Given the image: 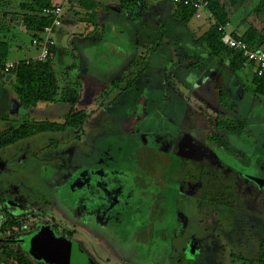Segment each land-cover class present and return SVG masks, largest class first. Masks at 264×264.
Returning a JSON list of instances; mask_svg holds the SVG:
<instances>
[{"label":"rangeland","instance_id":"rangeland-1","mask_svg":"<svg viewBox=\"0 0 264 264\" xmlns=\"http://www.w3.org/2000/svg\"><path fill=\"white\" fill-rule=\"evenodd\" d=\"M2 1L3 0H0V20L2 19L1 10H6L8 13L13 11L16 12L18 11L16 7L24 0H5L1 3ZM8 19H11L10 15L7 16L6 21ZM109 27L110 26H106L105 32H108L107 34L112 38L117 36V33L107 29ZM115 27L124 28L122 25H116ZM153 27L156 28L154 32H145L146 29L143 28L141 35L138 36L140 37L137 39V41L140 42L138 54L147 53L145 49L150 48L152 45H159L160 50H165V47L169 45L167 43H170L169 36L172 37V32H170V30L173 27H171L169 23L163 25V27L162 25ZM77 28L80 29L81 26H77ZM81 29H83V27ZM126 33L129 34V31L127 30ZM130 35L131 34H129V36ZM21 37L20 43L22 48L21 50L10 48L12 50L10 53V60L17 55L22 56L28 49L34 50L30 49L29 36L23 34ZM110 37H108V39H110ZM184 38V45L188 44V38L186 36H184ZM135 41L136 39L132 43V41L129 40L126 42V45L124 43L128 51L131 52L135 49ZM107 45L109 46V44ZM107 45L105 46L103 43L98 47L97 52L99 56L105 55ZM61 46L67 49L69 43L65 40V42H62ZM142 46L145 48H142ZM71 47L72 49L76 48V44L73 43ZM60 48L61 47L57 44L58 51L52 62L55 69L58 95L52 104L37 105V109H41L42 115L36 116L35 119L43 120V122L63 123L64 113H66V110L70 107V105H67L65 102L67 96L76 99V96L81 93L82 99L79 100L82 103H78L79 101H77L75 108L86 111L89 120L79 132L76 130H66L62 133L42 134L23 139L11 147L0 149V173L3 171L1 166L9 167V164L6 162V160H9V157L14 159L18 157V155H20V157L26 155V160L29 162L27 169H23V167L20 166L14 169V167L11 168L10 166L9 169L16 174V176H12L11 180L9 179L11 182L1 173L0 201L3 199L5 207L10 205L9 202L5 203V199L10 197V195L8 196L6 194H9L11 188H13L11 195H18V190L20 189L23 190L22 194L26 195V200L40 204L48 203V206L50 205L51 207V195L54 190L47 187L44 183V178L47 174L50 175L52 173L53 169H50L51 166H55L56 168L54 169L64 168L65 160L68 156L65 152L70 148V150L79 148L81 152L87 153L89 151L88 145L91 139L95 138V136H89L96 130L98 133L101 131L100 129L103 131L110 128V131L114 132L112 135L115 137H120L122 130H124L126 135L134 141V144L139 145L140 155L148 156L151 165L153 164V166L158 169V172L169 171L167 169V163L170 162L168 156L170 154L163 153L165 151L161 150L163 147V133H166L165 147L168 148L172 146L174 148L175 145L176 151L178 152L176 156L179 155V157L184 159L188 158L196 160L197 162H201L205 157V154H203L205 143L199 140L198 137L201 139L205 138L204 128L206 126L204 123L198 122L195 124V131L177 133L179 130L178 126L186 128L183 124L186 119L183 114L179 113L180 108L178 106V101L176 100V103H174V96L171 90H165V92H161L160 94L155 91V93L149 91L148 95L150 96L146 98L147 100L144 98L146 89L142 87V82L145 83V75H142L141 69H139L142 58L138 59L133 64V74L135 75V73H137L139 77V81L134 85H138V88L134 89L131 87L126 95L121 96V99L116 100L114 103H108L113 89L106 84L108 79L103 76L105 75L103 73H109L110 69L100 63L101 59H99V56L95 60L93 59L92 62L95 69L102 73V77L97 78V80L101 82L98 84L100 89L94 87V82L91 83L90 87L88 85L87 80H90V77L92 80V77H94L93 74H89L90 77H88L80 72L81 69L77 72L76 67L80 68V63L77 59H73L69 56L66 57L68 54H65L64 66H60L62 65L61 60L63 59L58 54ZM191 49V47H188V51H191ZM36 54H38L37 51ZM133 54L136 55L134 50L131 52L132 56L128 55L125 57L128 62L131 61L133 57L135 58ZM177 54L178 50L172 53V58L175 59V62L176 60H181L180 53L179 56H177ZM145 57L144 55L143 59H145ZM152 60H149V69L154 72L155 68L153 67L154 63H152ZM111 62L114 64L119 63L116 58H111ZM171 72L178 71L171 69ZM241 75L244 76L242 81H245V84L248 86L247 91L250 96L253 97L252 100L254 102L258 101L259 106H255L257 111L256 114L252 115V117H250V114L246 116L244 122L247 124V128L242 133H235L233 130L225 133H230L231 139L239 136V138L246 142L245 144H248L251 150L249 149L246 151L247 157H242L244 155L241 154L240 151L246 149L242 144L237 146L236 149L239 150L238 155L242 158L240 164L239 161L237 163L233 158H227V155L232 156V154H228L229 152L227 153V150H222L226 156L220 162L224 165L215 161L213 163V165H217L215 169H196L194 173L197 172L200 176H202L204 172L207 174H211L212 172L224 173L225 177L224 175H219V178L215 179L214 183L212 179L210 184L213 183L214 186L210 185V188L203 189L202 187H194L192 188V194L187 193L186 196H184L185 194L178 195V198L177 195L176 198L175 195H173L175 199L174 205L180 207L185 221L183 219L181 220L182 222H174V226L171 228L170 232L168 231L169 234L166 236V240L172 241L169 247L165 242H162V240L161 242H157L158 246L161 245V249L166 251V253L168 249H170L168 252L170 253V259H168L169 264H264V98L253 95L250 84L247 82L248 79L245 77V73L243 72L242 74L241 72ZM184 76L186 77L187 74L184 73ZM106 77H108V75H106ZM187 77L189 81H191L194 75L190 74ZM209 77L210 79L207 80L206 83L201 84V89H195L197 95L201 96L200 99L202 101L193 95L195 94V90H191L184 84H182V86H179V84L176 85L178 89L175 91L174 95L180 98L182 97L180 102L181 108L185 103L191 102L195 106L206 110L211 117L212 115L213 117H218L216 110H213L217 109L219 105L216 102L217 92L213 81L216 79L221 82L223 78L222 76L214 74ZM171 81L172 80L169 81V84ZM125 85L126 83L124 81V83L121 84V88ZM79 87L83 88L82 91H80ZM136 92L141 93V96H135ZM151 92L154 93L152 98ZM209 92L212 94L210 95ZM131 93L134 96H132ZM162 95H165V98H159V96ZM125 96H127V98ZM71 97L68 98V101L73 100ZM125 99H127L128 102H124ZM238 100L239 99L234 100L236 105L239 102ZM58 101H62V103ZM168 102H173V107L171 104H168ZM238 106H240V109L243 108L242 104ZM145 115H147L146 121L144 119ZM155 116L159 119L155 120ZM259 116H262L261 121L256 118ZM163 117L166 119L164 120ZM151 118H153L152 124ZM229 118L230 121L225 122H227L226 124L228 125L231 123L233 126H237L238 122H241V119H243L239 113L236 114L235 120L234 117ZM259 122V125L254 126V124ZM171 125L177 126L176 137L181 135V138L177 140L174 139V141L173 138L167 139L169 136L172 137V131L175 128H170ZM147 128L154 131L151 136L144 135V130ZM217 136L224 141L228 140V137L221 134L220 131L217 132ZM65 138L67 140H65ZM151 142L154 148L149 147ZM223 153L219 152L217 156L222 157L224 155ZM213 160H216L214 156ZM30 166H32V170ZM229 172L233 173L234 180L233 187L231 186L232 188H228L230 193H227L225 186L227 184L229 186V181L226 174ZM158 176L157 174L153 177L157 179ZM18 180H21V185L19 183L15 184ZM223 180L224 184L222 183ZM196 181H198V179H196ZM211 188H213V190ZM223 188L225 189L222 190L220 194H217L218 191ZM11 206L14 208L17 207L15 204ZM51 208L52 210L48 212V214H51L53 224L62 227L61 221L63 220V214L60 210H56L54 207ZM16 210L18 211V208H16ZM10 215L6 213L7 217H10ZM152 220L153 219H151V221ZM155 222L157 221L155 220ZM48 228L53 229L50 226ZM34 235L35 234L29 236L30 238L22 239L19 241L20 244L16 243L14 247H10V250L22 253L34 264H39L38 262L40 261L35 260L32 254L33 252L36 254L39 252L36 244L43 235L41 234L39 238H33L35 237ZM102 255L103 257L106 256V254ZM150 259L151 261L157 259L152 262L155 264H162L163 262L162 260L158 261L160 258L156 256ZM99 260L102 261L103 258L101 257ZM111 262L115 264L113 260H111Z\"/></svg>","mask_w":264,"mask_h":264},{"label":"flooded vegetation","instance_id":"flooded-vegetation-1","mask_svg":"<svg viewBox=\"0 0 264 264\" xmlns=\"http://www.w3.org/2000/svg\"><path fill=\"white\" fill-rule=\"evenodd\" d=\"M184 118L186 120L183 124L186 128L180 126L177 131L178 134L192 132L187 127L190 128V126L197 124L193 119L190 120L186 116ZM220 123L222 124V122ZM227 126H231V124L224 125V128ZM214 127L216 137L211 135L201 139L197 136L199 140L205 143L203 149L205 157L201 162L176 156L178 153L176 148H172V146L166 148L164 144L166 134L162 135L163 147L161 150L165 151L163 153L170 154H167L170 158V162L167 163L168 172H158V169L153 164L151 165L148 156L140 155L139 145H135L124 130H122L120 137L112 135L114 132L108 128L103 131L100 129L101 131L98 133L97 130H93V134L91 133L89 137L95 136V138L91 139L87 153L81 152L79 148L72 150L70 148L65 152L68 155L65 160V167L54 169L56 167L51 166L52 173L50 175L46 173L47 176L44 178L46 186L54 190L51 195V207L60 210L63 214L62 227L53 224L51 214H48L52 208L50 205L48 206V203L30 202L26 200V195L22 194L23 190L20 189L18 195H11L13 190L11 188L9 194H6L10 197L5 199V203L9 202L10 205L5 207L3 199L0 201L2 208L0 209V247H14L16 243L20 244L19 241L22 239L50 226L53 228L50 230L56 237H60L71 244L70 264H113L111 260L115 264H155L149 263L150 258L154 256L160 258L158 261L162 260V264H169L170 253L168 252L170 249L166 253L161 249V245L158 246L157 242L162 240L169 247L172 241L166 240V236L174 226V222H182L183 219L185 221L180 207L174 205L173 195L175 198L177 195L178 198V195L192 194L194 187L205 189L210 188V185L214 186V180L224 173L212 172L207 174L204 172L200 176L199 173H194V170L215 169L217 167L216 164L213 165L215 161L224 165L220 162L226 156L222 150H227L228 154H232V156L227 155V158H233L237 163L239 161V164L242 160L238 155L239 150L236 149L242 144L241 138L237 135V138L231 139V134L225 133L229 132L228 129H221L217 125ZM144 131V135L151 136L149 130ZM218 131L228 137V140L224 141L218 137ZM170 138H173L174 141V139L181 138V135L176 137V131L173 130L172 137H167L168 140ZM65 140L67 139L65 138ZM209 140H220V143L215 145ZM224 144L228 145L224 146ZM152 146L151 142L149 147L154 148ZM219 152L224 155L218 157L217 153ZM240 152L243 154L242 151ZM213 156L216 160H213ZM12 159L9 157V160H6L9 167L1 166L3 168L1 173L8 180H11L12 176H16L9 169L10 166L14 169L18 166L27 169L29 163L26 160V155L23 157L18 155ZM30 167L32 170V166ZM157 174L159 176L155 179L153 176ZM226 175L229 186L227 184L225 188L227 193H230L228 188L233 187L234 177L232 172ZM212 179L213 183L210 184ZM10 180L9 182H11ZM18 183L21 185V180L15 184ZM222 183L224 184V180ZM225 188L220 189L217 194H220ZM211 189L213 190V188ZM85 190L95 191V193L92 192L94 200L92 201L94 202V209L91 216L93 229L84 222L81 209L72 208L78 197L77 194ZM64 193H69V195ZM96 193H99L101 202L96 200L97 197L94 196L97 195ZM85 196L90 199L88 194ZM64 198L65 205L63 204ZM14 204L17 205L18 211L11 206ZM78 206L77 204L76 208ZM6 213L11 214L10 217H7ZM151 219L153 220L151 221ZM9 222L20 224L21 232L18 235L8 236L4 232L6 229H3L2 225L5 226ZM64 247L66 250L67 245ZM102 254H106V256L103 257ZM101 257L103 258L102 261L99 260ZM76 258H81V260ZM38 263L42 264L41 262Z\"/></svg>","mask_w":264,"mask_h":264},{"label":"crops","instance_id":"crops-1","mask_svg":"<svg viewBox=\"0 0 264 264\" xmlns=\"http://www.w3.org/2000/svg\"><path fill=\"white\" fill-rule=\"evenodd\" d=\"M221 1H223V3L226 2V0ZM87 2L88 6L85 4L78 5L74 0H72L70 4L64 5L62 12V26L59 29L54 30L52 34V38L55 42V50L51 60L53 62L57 54L58 44V46L61 47L58 54L63 58L61 60L62 65L60 66H64L65 54H68L66 57L69 56L73 59H77L80 63V68L76 67L77 72L81 69L80 72L88 77H90L89 74H93L94 77H92V80L91 77V81L87 80L88 85L90 87L91 83L94 82V87L100 89L98 84L101 82L97 80V78L102 77V73L95 69L92 60H95L99 56L97 52L98 47L103 43L105 46L109 44V46L107 45L106 47L105 55L99 56V59H101L100 63L110 69L109 73H103L105 74L103 76L108 79L106 84L113 89L108 103H114L116 100L121 99V96L126 95L131 87L134 89L138 88V85H134L139 81V77L137 73H135V75L133 74V64L135 61L142 58L139 69H141V74L145 75V83L142 82V87L146 89V92L144 93L145 99L150 96L148 95L149 91H155L160 94L161 92H165V90H171L174 96V103H176V100L178 101L180 114H183L186 117L190 113L191 115H196V108L197 110H202L208 114L206 110L195 106L191 102L185 103L184 105L182 104L183 106L181 108L180 102L182 97H177L174 93L178 89V87L176 88L177 84H179V86L184 84L191 90L201 89V84L206 83L207 80L210 79L209 76L214 74L222 76L223 80L220 82L214 79L213 81L217 92L216 102L219 105L217 106V109H213L216 110L218 117H213L212 115L211 118L222 122L223 126H221V129H225L224 125L230 121L229 117H234L238 114L240 109V106L238 105L242 104V107L248 105L246 116L250 114V117H252V115L256 114L257 111L255 106H259V103L258 101L254 102L252 100L253 97H251L247 91L248 86H245V81H242L244 76L241 75V72L235 74L231 73L228 58L223 56L221 61L213 58L206 45L201 42L202 36L208 31L211 25V20H209L206 14H203L200 19L192 17L187 22H182L176 17V6L165 0H87ZM52 3L54 4L56 1ZM90 3L93 5V8H90ZM128 6L131 10L135 11L132 19L127 18ZM5 19H7V17ZM5 19L4 21L1 19L0 22L3 21L5 25L8 26L7 32L3 34L0 33V41H5L8 44L9 50L6 59L13 63L24 60H35L38 56L36 51L38 53L39 51L37 47L32 46L31 44V34L23 29L20 22L11 23L10 19L7 21ZM167 23L173 28L170 30V32H172V37L169 36L170 43H167L169 45L165 47L166 51L160 50L159 45H152L150 48L145 49V52L147 53L138 54L137 52L140 42H138L137 39L140 38L138 36L141 35L143 28L146 29L145 32H154L156 28L153 26L158 27L162 25L163 27V25ZM116 25H122L124 28L115 27ZM77 26H81L83 29H78ZM106 26H110L107 29L117 33V36L113 38L110 37L107 34L108 32H105ZM127 30L129 31V34H131L130 36L126 33ZM250 30L254 32L255 39L252 43L248 44L249 47L254 50L264 51V0H242L237 6L229 10V23L226 26V31L228 33L241 38ZM23 34L29 36L30 49L34 50L32 51L28 49L22 56L17 55L10 60V53L12 51L10 48L21 50L22 47L20 41L22 38L21 35ZM184 36L188 38V44L185 45L183 43V40H185ZM108 37H110V39H108ZM135 39L136 41L134 45L136 47L135 49H132L135 51L136 55L133 54L135 58L133 57L132 60L128 62L125 57L131 55L133 50L131 49V52L128 51L125 45L129 40L133 43ZM65 40L69 43L67 49L61 46L62 42H65ZM73 43L76 44V48L74 49L71 47ZM188 47L192 48L191 51H188ZM142 48L145 47L142 46ZM177 50V56H179L180 53L181 60H176L175 62V59L172 58V53H175ZM144 55L146 56L145 59H143ZM111 58H116L119 63H112ZM149 60H152V63H154V72L149 69ZM171 69H175V71L178 72H171ZM52 70L55 73L53 65ZM243 72L248 79L250 77L249 70L245 69L242 71V74ZM184 73L187 74V76L192 74L194 77L189 81L188 77L184 76ZM106 75H108V77H106ZM10 80H12L10 77L4 79L0 77V134L5 133L10 128L16 127V125L21 124L22 122L31 120L43 121L35 119L36 116L42 115L41 109L39 110L36 107L34 109L25 110L18 106L17 96L13 91L12 82H10ZM170 80L172 81L169 84ZM124 81L126 85L121 88V84H123ZM247 82L249 81L247 80ZM82 89L83 88H80V91H82ZM153 92H151V98L154 96L153 94L155 92ZM196 92L197 91L195 90V94L193 95H195L197 99H200L201 96L197 95ZM209 94L211 95L212 93L209 92ZM131 95L134 96L132 93ZM135 96H141V93L136 92ZM70 97L71 96H67L66 101L68 104L71 102L68 101V98ZM125 97L127 98V96ZM159 98L163 99L165 98V95L159 96ZM72 99V102L75 105L77 104V101H79L78 103H82L80 101L82 99L81 93L76 96V99ZM235 99H239L237 105L234 101ZM125 101L128 102L127 99H125L124 102ZM174 103L168 102L172 107ZM75 110L78 109L75 108ZM234 110L236 113L232 114ZM78 111L87 113L83 109ZM244 113L243 115H245ZM158 116L161 117L160 115ZM146 117L147 115L144 116L145 121L147 120ZM194 117H198V115ZM260 117L261 116L256 118L260 119ZM152 119L153 118H151V124L153 123ZM154 119L157 120L159 118L155 116ZM163 119L165 120L166 118L163 117ZM235 119L236 118L234 117V120ZM84 126L85 124L77 130L80 131ZM176 127L177 126L175 125H171L170 128H174L176 131ZM178 128L180 127L178 126ZM214 128V126L205 127V137L211 135L216 137V135H214ZM108 129L110 130V128ZM187 129H190L193 132L195 131V126H190V128L187 127ZM147 130H149L151 134L154 133V131L149 128H147ZM164 130L166 131L165 128ZM165 134L166 133H163L162 135ZM227 145L228 144H226V146ZM244 152H246V150H244Z\"/></svg>","mask_w":264,"mask_h":264},{"label":"trees","instance_id":"trees-1","mask_svg":"<svg viewBox=\"0 0 264 264\" xmlns=\"http://www.w3.org/2000/svg\"><path fill=\"white\" fill-rule=\"evenodd\" d=\"M3 0L1 3H3ZM58 2L59 0H24L21 1L18 5V11L6 12V10H1L2 20L7 16H11V23L20 22V25L31 34L32 40L37 38L42 32L43 28L51 24V20L48 17L42 15V10L46 7H49L52 2ZM72 0H69L65 5L70 4ZM78 5H87V0H74ZM171 3V0H165ZM208 2V12L210 16L208 17L211 20V25L208 31L202 36L201 42L206 45L209 50L210 55L221 61V58L225 56L229 60V68L231 73L235 74L237 72H242L245 69L249 70L252 68V65L247 62L241 56H237L235 52L227 49L221 42L222 33L218 31L219 27H225L229 23V10L237 6L242 0H226L225 3L221 0H206ZM9 3V2H8ZM172 4V3H171ZM228 4V5H227ZM176 6V5H174ZM90 8H93V5L90 3ZM128 19H132L135 11L131 10L128 6ZM94 11V10H91ZM93 14V13H92ZM194 11L189 7L176 6V17L182 21L187 22L193 17ZM207 15V14H206ZM93 19V18H92ZM6 20V19H5ZM0 22V33L7 32V25L4 22ZM232 35V34H231ZM233 36V35H232ZM236 39L243 40L247 44H250L254 41L255 35L252 30L246 33L243 37L238 38L233 36ZM38 48V47H37ZM9 47L7 42L0 41V63L7 62L6 59ZM55 46L51 48V54L53 57ZM39 51V48H38ZM39 54V53H38ZM52 57L48 58L43 62H37L35 60H24L20 62H15L14 67L11 71L0 77L12 78V88L14 93L17 96L18 106L25 110L34 109L39 104H52L55 101L56 96L58 95V88L55 79V73L52 70ZM250 77L248 78L250 88L252 89V94L255 96L264 98V76L258 77L257 75H252L249 70ZM246 86V84H245ZM73 101V100H72ZM67 105H70L69 109L64 113L63 123H53V122H43V121H26L21 124L16 125L14 128H10L5 133L0 134V149H5L17 144L19 141L31 138L34 136L50 133H62L66 130H77L83 124H86L89 120L87 113L75 110V104L73 102ZM62 103V101H58ZM239 109V108H238ZM248 105L244 106L242 109H239L241 122H238L237 126H227L225 127L229 131L233 130L236 133H242L247 124L244 122L246 119V111ZM196 115L188 114L187 118L190 120L193 119L195 122H201L209 126L221 127L222 124L217 119H212L210 115L206 114L202 110H197ZM238 112V113H239ZM245 112V113H244ZM236 113L235 110L232 114ZM243 113L245 115H243ZM198 117H194L197 116ZM234 116V115H233ZM235 117V116H234ZM262 116L260 117V121ZM259 123L255 125H259ZM254 125V126H255ZM215 145L220 143V140H209ZM238 141V140H237ZM240 142L244 145L246 151L251 150L248 144L241 139ZM222 144V143H221ZM226 146V144H224ZM244 157H247V153L242 151ZM249 163V162H248ZM247 163V164H248ZM0 209H2L0 207ZM1 211V210H0ZM3 229H6L4 232L8 236H15L21 232L20 224L18 222H9L5 226L2 225ZM0 264H34L32 261L27 259L22 253L10 250V247H0ZM261 264V263H260Z\"/></svg>","mask_w":264,"mask_h":264},{"label":"built area","instance_id":"built-area-1","mask_svg":"<svg viewBox=\"0 0 264 264\" xmlns=\"http://www.w3.org/2000/svg\"><path fill=\"white\" fill-rule=\"evenodd\" d=\"M68 1L69 0H59L42 10V15L48 17L51 20V24L44 27L39 36L31 42L32 46L39 48V54L35 61L43 62L52 57L51 48L55 46L52 34L54 30L59 29L62 26L63 7ZM171 3L176 6L191 8L194 11L193 18L195 19H200L203 14H207L208 17L210 16L207 11L208 2L206 0H171ZM218 31L222 33V44L227 49L239 53V56L252 65V68L249 69L252 75H257L258 77L264 76L263 50H254L243 40L234 38L226 31V26L219 27ZM13 67L14 63L10 61L0 63V75H7Z\"/></svg>","mask_w":264,"mask_h":264},{"label":"water","instance_id":"water-1","mask_svg":"<svg viewBox=\"0 0 264 264\" xmlns=\"http://www.w3.org/2000/svg\"><path fill=\"white\" fill-rule=\"evenodd\" d=\"M236 55L239 56V53H236ZM92 192L95 193V191L85 190L84 192L77 194L78 197L76 198V202L73 203L72 208L75 210L81 209L83 213V217H84V222L88 223V225H90V227L93 229L94 227L92 226L91 216L93 214L92 211L94 209L93 208L94 202L92 201L94 200H93ZM64 194L69 195V193H64ZM87 194L90 196V199L88 196H85ZM96 194L97 195H94L97 197L96 200L98 201L100 200L101 202V197L98 195L99 193H96ZM101 195L104 196L103 194ZM104 198L106 197L104 196ZM65 203L66 201L64 198L63 204L65 205ZM77 204L79 206L76 208ZM41 234L43 235V237H41V239H39L40 241L36 244V247L39 250L38 252L39 254L38 253L36 254L33 252L32 257H34L35 260H39L43 264H70V260H71L70 255H71V249H72L71 244L67 243L60 237H56L49 228H45V227L37 231L34 235L35 237L33 238H39ZM27 238H30V237L28 236L26 237V239ZM64 245H67L66 250H65ZM72 257H74L73 254H72ZM76 259L81 260V258H76ZM152 261L150 259L149 263H152Z\"/></svg>","mask_w":264,"mask_h":264}]
</instances>
